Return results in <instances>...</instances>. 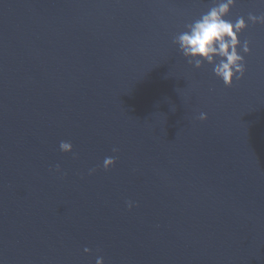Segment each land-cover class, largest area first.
Returning <instances> with one entry per match:
<instances>
[{
    "label": "water",
    "instance_id": "95a60500",
    "mask_svg": "<svg viewBox=\"0 0 264 264\" xmlns=\"http://www.w3.org/2000/svg\"><path fill=\"white\" fill-rule=\"evenodd\" d=\"M218 2L0 0V264H264V3L231 87L173 42Z\"/></svg>",
    "mask_w": 264,
    "mask_h": 264
},
{
    "label": "clouds",
    "instance_id": "9594fccd",
    "mask_svg": "<svg viewBox=\"0 0 264 264\" xmlns=\"http://www.w3.org/2000/svg\"><path fill=\"white\" fill-rule=\"evenodd\" d=\"M235 0H219L212 6L207 13L187 26L188 30L180 33L174 43L178 45L180 52L189 58V63L194 62V67L199 69L204 62L213 64V73L217 79L222 80L226 87H231L234 79H241L245 73L244 57L249 53V43L244 41L241 46L238 36L242 33L247 25L243 18L235 22L227 20L225 17L230 13L234 6ZM264 3V0H261ZM248 20L253 23L264 24V15H253L249 13ZM219 58L218 62L214 58ZM201 121L207 120V115L201 113ZM60 150L64 153L72 152V145L69 142H61ZM114 152L118 151L113 149ZM115 159L107 157L103 161L105 171L113 167ZM56 171H60L57 165ZM92 172L95 169L91 170ZM131 208V204H128ZM88 253L90 250L85 248ZM96 264H104L102 257H97Z\"/></svg>",
    "mask_w": 264,
    "mask_h": 264
}]
</instances>
